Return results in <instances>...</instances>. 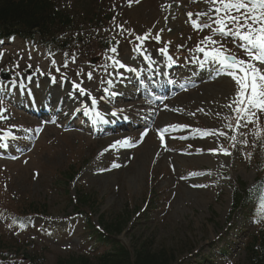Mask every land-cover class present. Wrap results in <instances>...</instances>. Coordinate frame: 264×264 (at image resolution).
Returning a JSON list of instances; mask_svg holds the SVG:
<instances>
[{
	"label": "rangeland",
	"instance_id": "1",
	"mask_svg": "<svg viewBox=\"0 0 264 264\" xmlns=\"http://www.w3.org/2000/svg\"><path fill=\"white\" fill-rule=\"evenodd\" d=\"M54 1L86 28L75 33L77 39L65 47L45 48L38 39L20 38L0 46V69L19 61L14 71L23 81L10 85L13 73L5 72L10 77L0 88V109H7V118L0 119V239L13 252L38 251L46 264H55L59 255L80 253L92 244L88 221L98 226L102 217H121L126 227L118 238L127 246L148 239L178 251L179 264H242L244 245L264 224V205L246 215L231 214L233 191L237 182L252 185L264 174V114L251 122L240 119L237 127L235 81L197 50L216 27L213 6L206 0ZM189 12H208L212 20H199L212 28H195L197 17L190 19ZM146 33L150 36L138 47L136 37ZM213 38L247 59L239 41ZM114 59L135 71L120 68ZM28 64L32 68L25 72ZM29 75L31 81L24 78ZM73 81L98 103L79 95ZM165 81L177 86L170 96L151 88ZM105 87L119 95L108 96ZM19 89L26 96L30 90L37 101L54 99L50 105L60 102L59 109L43 116L28 112L25 99L18 105L12 101ZM165 128L162 141L159 130ZM126 137L131 146L115 144ZM65 171L74 173L68 182ZM79 189L98 199L96 207H85L86 216L74 210ZM30 202H46L48 211L15 222ZM1 256L0 264H28L10 253Z\"/></svg>",
	"mask_w": 264,
	"mask_h": 264
},
{
	"label": "trees",
	"instance_id": "2",
	"mask_svg": "<svg viewBox=\"0 0 264 264\" xmlns=\"http://www.w3.org/2000/svg\"><path fill=\"white\" fill-rule=\"evenodd\" d=\"M94 20L95 16L90 18L89 23H93ZM81 30L86 28L80 29L74 17L60 9L54 0H0V42L2 43L10 38L38 39L47 48L52 45L64 47L65 43H70L75 33L79 34ZM63 175L66 182L74 177V173L70 171H65ZM262 198H264V174L259 175L255 183L250 186L242 181L237 182L233 192L231 214L241 211L246 215L247 211L259 204ZM97 203L98 199L94 194L79 189L74 210L86 216L88 212L85 207L92 209L98 205ZM47 211L46 202H30L14 221L26 222L32 216L45 214ZM99 222V226L87 222L91 245L80 253L59 255L55 264H179L178 251L169 247H156L148 239L128 246L122 243L118 236L126 227L125 219L117 217L108 221L102 217ZM20 249L13 252L0 239V258L4 253L7 256L10 253L14 258L21 257L28 264H46L44 253L28 252L22 248L23 252ZM244 250L245 260L242 264H264V225L252 235L244 245ZM226 251V248L221 249L222 253Z\"/></svg>",
	"mask_w": 264,
	"mask_h": 264
},
{
	"label": "snow or ice",
	"instance_id": "3",
	"mask_svg": "<svg viewBox=\"0 0 264 264\" xmlns=\"http://www.w3.org/2000/svg\"><path fill=\"white\" fill-rule=\"evenodd\" d=\"M206 2L213 6L210 11L215 15L214 20H212V16L209 15L208 12H198L195 14L189 12L188 16L190 19L193 17V15L197 17L196 19L192 20V24L195 28L201 30L205 28H212V25L209 23H200L199 18L202 16H208V18L212 20V23L216 25L215 28H212L213 35L205 37L204 40L200 42V44L205 46H198L197 50L205 53L206 57L212 63L217 64L235 81L236 92L232 104L236 105L234 111L238 113L237 127H239L240 119H245L248 122H251L254 117L257 120L259 119L257 113L264 114V0H206ZM160 31H163V29ZM169 31H171V29H169ZM215 35H220L221 37H231L234 41H239V47L247 54V59H242L235 54H230V50L225 48L223 45H220V41H217L213 38ZM149 36L150 33L137 36L136 39L141 41V45H138V47H141L143 42ZM155 39L160 40V36L157 35ZM110 51L115 53L117 50L112 48ZM159 51L162 55H168L167 48H161ZM53 55V53L49 52V56ZM3 56V51H0V60L3 59ZM65 56H67V53H65ZM168 58L170 60L172 59L170 55ZM29 59H31V55H29ZM75 59V56H73V62ZM145 59L151 60V57L145 56ZM51 63L55 65V59H52ZM113 63L120 68H128L129 71H135V69L128 67L118 59H114ZM19 66V61H17L12 68L0 69V72L13 73V77L10 81H8V84L15 85L18 83L17 77H19L21 73L15 72L14 69L19 68ZM63 66L66 68L67 63H65ZM30 68H32V65L28 64L24 71L27 72V70ZM36 71L41 75L44 74L40 70ZM56 71L59 72L60 68L57 67ZM77 75H79V73H77ZM24 78L28 81L32 80L31 75ZM88 78L90 80L92 79L91 72L88 73ZM62 79L64 78L62 77ZM51 82H56L55 76L51 77ZM108 83L111 84L112 82L108 81ZM6 86L7 85H5V82L0 79V88H4ZM72 86L79 95L89 96L91 99V104L95 105L98 103L97 98L90 96V93H88V91L82 87V83H76L73 81ZM103 91L107 93L108 96L119 95V93L111 91V89L107 87H105ZM105 98L106 97H101V99ZM231 106V104L227 105V107ZM83 107L87 113L89 110V105L87 102H84ZM4 112H7L6 108L0 109V119L7 118L3 115ZM96 115L99 116L100 113L97 112ZM112 115L115 116L116 113L114 112ZM124 119H127V117H124ZM179 127L188 126L182 125ZM167 130V128L159 130L162 141L164 139V133L167 132ZM146 134L147 131L142 133V136ZM130 139L131 138L126 137L121 141H116L115 144L131 146L128 143ZM114 146L115 145H111L110 147ZM105 151H107V149ZM225 155H231V153L225 150ZM113 166L119 167L120 165ZM261 204L264 205V198H262Z\"/></svg>",
	"mask_w": 264,
	"mask_h": 264
},
{
	"label": "bare ground",
	"instance_id": "4",
	"mask_svg": "<svg viewBox=\"0 0 264 264\" xmlns=\"http://www.w3.org/2000/svg\"><path fill=\"white\" fill-rule=\"evenodd\" d=\"M217 165H220V163H217Z\"/></svg>",
	"mask_w": 264,
	"mask_h": 264
},
{
	"label": "water",
	"instance_id": "5",
	"mask_svg": "<svg viewBox=\"0 0 264 264\" xmlns=\"http://www.w3.org/2000/svg\"><path fill=\"white\" fill-rule=\"evenodd\" d=\"M2 75L5 76L4 73Z\"/></svg>",
	"mask_w": 264,
	"mask_h": 264
}]
</instances>
